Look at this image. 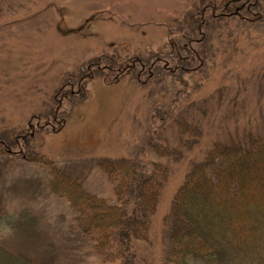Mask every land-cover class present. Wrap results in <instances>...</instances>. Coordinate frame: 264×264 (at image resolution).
<instances>
[{"label": "rangeland", "instance_id": "rangeland-1", "mask_svg": "<svg viewBox=\"0 0 264 264\" xmlns=\"http://www.w3.org/2000/svg\"><path fill=\"white\" fill-rule=\"evenodd\" d=\"M248 1L0 0V245L45 264H119L72 229L38 157L112 204L89 160L124 156L169 168L136 242L139 264H162L163 217L190 164L217 140L264 134V0ZM20 228L35 235L24 246Z\"/></svg>", "mask_w": 264, "mask_h": 264}, {"label": "trees", "instance_id": "trees-1", "mask_svg": "<svg viewBox=\"0 0 264 264\" xmlns=\"http://www.w3.org/2000/svg\"><path fill=\"white\" fill-rule=\"evenodd\" d=\"M240 1L239 9L247 11L249 1ZM183 16L193 29L204 23L200 14L195 22L193 13ZM187 37L182 34L180 39ZM228 141L213 142L200 160L190 164L175 190L163 217L162 264H264V134H243L234 143ZM229 143L234 149L215 148ZM38 158L48 166L50 189L76 211L72 229L85 236L95 254L119 264H139L136 242L148 235L169 168L150 162L152 170H148L146 162L124 156L92 158L89 162L113 182L115 203L111 204L89 196L79 178L60 163ZM19 233L13 236L20 237V246L35 236L24 228ZM35 252L38 259L0 245V264H45L44 253Z\"/></svg>", "mask_w": 264, "mask_h": 264}]
</instances>
